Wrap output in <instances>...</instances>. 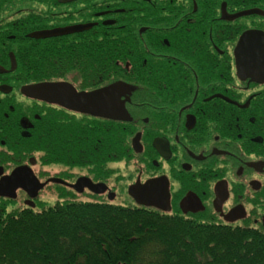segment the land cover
<instances>
[{
  "label": "flooded vegetation",
  "instance_id": "obj_1",
  "mask_svg": "<svg viewBox=\"0 0 264 264\" xmlns=\"http://www.w3.org/2000/svg\"><path fill=\"white\" fill-rule=\"evenodd\" d=\"M251 9L261 14L235 16ZM41 31L47 35H31ZM99 31L109 42L125 43L112 70L130 87L129 121L48 100L58 88L51 83L68 82L76 91L105 86L94 77ZM248 31H261L264 42V8L229 0H0V183L27 166L63 200L88 193L105 203L136 204L129 187L158 180L167 192L164 198L157 188L159 207L149 208L264 230V81H258L264 75L252 74L251 50H236ZM39 50L42 69L35 66ZM40 72L45 75L34 76ZM50 72L57 76L47 77ZM82 73L95 74L88 83ZM68 96L63 93L64 100ZM98 121L122 124L131 133L129 155L115 161L123 162L125 175H115L114 167L97 175L94 137L84 172L67 162L38 161L39 150L31 146L39 138L47 154L72 148L80 154L82 133ZM137 135L140 147L132 145ZM81 177L106 188L78 193L70 185ZM123 179L127 184L120 185ZM20 195L29 205L37 198L18 188L15 198L0 195V203Z\"/></svg>",
  "mask_w": 264,
  "mask_h": 264
},
{
  "label": "trees",
  "instance_id": "obj_2",
  "mask_svg": "<svg viewBox=\"0 0 264 264\" xmlns=\"http://www.w3.org/2000/svg\"><path fill=\"white\" fill-rule=\"evenodd\" d=\"M229 3L264 8V0ZM107 36L99 31L97 74H82L84 82L90 83L93 75L98 85L122 80L123 74L112 69L116 58L123 57L125 43L121 38L109 42ZM41 52L35 55L39 69L44 66ZM82 134L80 154L73 148L69 154L58 149L47 154L40 138L31 147L39 150L43 165L68 160L72 165H90V137L97 142V165L129 155L131 133L122 124L98 121L95 129L88 127ZM7 205L0 203V264H264V230L136 204L66 200L40 210L30 206L8 210Z\"/></svg>",
  "mask_w": 264,
  "mask_h": 264
},
{
  "label": "water",
  "instance_id": "obj_3",
  "mask_svg": "<svg viewBox=\"0 0 264 264\" xmlns=\"http://www.w3.org/2000/svg\"><path fill=\"white\" fill-rule=\"evenodd\" d=\"M252 13L261 14L259 9H251L235 14V16ZM64 31L65 30H62V32ZM31 35L34 37H43L47 35V32L41 31ZM248 44H252V47L247 48ZM236 50H251L252 57H256L254 66L257 67L256 71H252V74L257 76V79L264 75V42L263 33L261 31L244 32L240 37ZM258 81H264V79ZM50 86L58 87L55 91V95L48 98L50 102L63 104L64 101H67V103L63 105L67 106L73 103L72 107L75 109L106 119L117 121H129L131 119L125 107V102L129 99L128 94L130 93V87L122 81L112 82L90 91H76L68 82L51 83ZM64 92L70 95V97L68 96L65 100L63 98ZM121 97L125 98L121 99ZM132 145L134 147H137V145L140 147L138 135L133 138ZM51 181L65 184L62 180L51 179ZM46 184L47 181L43 183L39 182L29 167L21 166L14 169L11 174L0 183V195L15 198L16 190L20 188L26 192L30 199H33L37 197L38 191L43 189ZM70 186L78 193H81L84 188L94 193H101L104 191V188H101V186H104L103 184H94L87 177L79 178ZM159 187H161V195L164 194L165 198L167 185L160 184L158 180H150L144 184L131 185L128 189V193L135 200L137 205L147 208H149L148 206L159 207L154 199V191ZM100 188L102 190H100ZM109 199L112 200V197H109ZM31 203V206H33V202Z\"/></svg>",
  "mask_w": 264,
  "mask_h": 264
},
{
  "label": "rangeland",
  "instance_id": "obj_4",
  "mask_svg": "<svg viewBox=\"0 0 264 264\" xmlns=\"http://www.w3.org/2000/svg\"><path fill=\"white\" fill-rule=\"evenodd\" d=\"M84 74V73H82ZM87 75H90L87 74ZM26 143V142H25ZM31 142L28 141L27 144H30ZM91 149V147H90ZM89 149V150H90ZM41 153L38 154V156H40ZM37 156L38 158V161L40 162L39 160V157ZM114 162V161H113ZM113 162H108V163H105L104 165H100V169H101V172H98L97 175L99 174H103V173H106L108 174V171H110L108 169V167H114V174H118V173H121V174H126L128 171H126L124 168V164L123 162L121 161L120 163H113ZM68 163L69 164H72L71 160L69 161L68 160ZM43 166V164H41ZM81 167H84V166H78V167H75L76 170H80L81 172H84V168H81ZM119 167V168H117ZM49 168V167H48ZM50 168H52L51 170H55L57 169V166L56 165H51ZM117 168V170H116ZM114 175L113 178H116ZM127 179H123L121 181V184L120 185H125L127 184ZM111 182H113V179L111 180ZM56 189V188H55ZM27 198L23 195H20L18 198L10 201L7 205V209L8 210H12V209H18V208H21L23 206H29L28 202H27ZM66 200H76V201H98V202H104L101 198H95L91 195H89L88 193H83V194H80V195H72L70 197H67L65 198V200L62 199V197H60L58 194H56V192L54 193L53 191V188L52 186H48L46 188H43L39 193H38V196L37 198L33 201V208L36 209V210H40L42 209L43 207L45 206H52L54 204H56L57 202H63V201H66ZM113 204H125V205H131V203H129L128 201H121V199H117L115 200V202H111Z\"/></svg>",
  "mask_w": 264,
  "mask_h": 264
}]
</instances>
